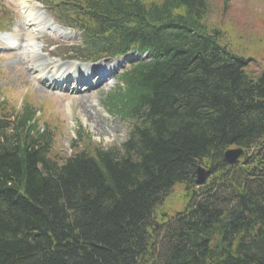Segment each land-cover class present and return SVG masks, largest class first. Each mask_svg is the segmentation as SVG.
<instances>
[{
    "label": "trees",
    "instance_id": "trees-1",
    "mask_svg": "<svg viewBox=\"0 0 264 264\" xmlns=\"http://www.w3.org/2000/svg\"><path fill=\"white\" fill-rule=\"evenodd\" d=\"M122 2H98L95 35ZM130 7L122 48L149 45L157 57L126 72L125 90L111 97L131 122L122 147L82 142L52 159V133L27 131L33 111L0 112V264H264V164L222 159L231 145L261 142L264 78L253 84L243 60L217 45L203 23L207 0ZM203 162L217 176L196 187ZM179 183L189 189L185 209L156 228Z\"/></svg>",
    "mask_w": 264,
    "mask_h": 264
},
{
    "label": "rangeland",
    "instance_id": "rangeland-1",
    "mask_svg": "<svg viewBox=\"0 0 264 264\" xmlns=\"http://www.w3.org/2000/svg\"><path fill=\"white\" fill-rule=\"evenodd\" d=\"M3 1L10 6L9 13H13L12 16L18 19V5L16 2L14 0H0V4ZM26 1L29 5H32V1L34 0ZM209 1L212 3L210 21L223 31L222 42L227 44L229 50H233L239 56L251 54L264 57L263 34L257 30L260 29L262 24L264 26V0H241L234 2L225 13L219 0ZM44 41L47 42L45 39ZM61 43L62 45L55 47L56 49L54 50L57 56L64 57L68 53L76 55L73 48L69 46L70 42ZM51 48L53 47L51 46ZM45 61L47 60L45 59ZM19 67L20 65L15 57L12 59L0 57V89L9 94L14 104L20 106L26 102L34 103L38 106L39 110L44 111L45 116L49 118L48 121L56 119V124L63 128V133L57 136L56 147H62L63 151L56 150L55 152H70V139L74 134L77 122L82 123L86 129L90 130L94 135V140L105 147L120 145L125 140L129 129L128 123L120 117L108 116L105 113L100 106L102 99L100 93L97 94V91L96 95L86 91L79 93H57L56 91L46 89L44 86H40L41 83L33 84L27 79L30 72L23 66L21 67L22 71H20ZM50 77L48 75L49 79ZM26 84L29 89L27 91ZM101 91L104 90L102 89ZM86 95L87 99H85ZM85 100L87 104H93V106L88 107V110L99 113L100 117L97 118L99 126L95 124L97 123L96 121L94 123L81 114V102ZM182 191V189H177L172 193L168 200L170 208L166 204L164 206L165 211H171V214H173L182 208Z\"/></svg>",
    "mask_w": 264,
    "mask_h": 264
},
{
    "label": "bare ground",
    "instance_id": "bare-ground-1",
    "mask_svg": "<svg viewBox=\"0 0 264 264\" xmlns=\"http://www.w3.org/2000/svg\"><path fill=\"white\" fill-rule=\"evenodd\" d=\"M40 16V15H39ZM51 20V19H50ZM50 24H52V25H54L55 27H56V25H55V23L53 22V21H50ZM56 29L57 30H60V28H57L56 27ZM27 44H26V46H25V50H24V48H23V46L21 47V55H22V57H24V59L26 60V62L28 63L29 62V59L31 60V61H35L36 59H37V57L36 56H34L35 57V59H33L32 58V55H33V53L35 52L34 51V45H35V35L31 32L30 34H27ZM12 43H14L15 42V40H12L11 41ZM23 42H25V40L23 41ZM28 48H29V51H27L28 50ZM64 65L65 64H62L60 67L58 66L57 67V69L59 68V70H61L63 67H64ZM70 69L71 68H67V69H65L66 70V72L65 71H63L64 73H67V74H70ZM74 70V69H73ZM75 70H77V67L75 68ZM98 70V69H97ZM96 69H92L90 72H86V73H84V75H83V77L84 78H88V77H93V78H95V76H99V80H98V82L99 83H101L102 81H105V79H103L105 76H103L102 74H100V72H98ZM69 75L68 76H63V77H61V80L63 81V82H70V81H72V80H76L77 78L75 77H73L72 79H69ZM103 84V83H102ZM51 86H57V84H51ZM81 107H82V112H83V114H84V116H87L90 120H95L94 118V114L92 113V112H90V111H87V106H86V104L85 103H83L82 105H81ZM97 122V121H96ZM97 124H99L98 122H97Z\"/></svg>",
    "mask_w": 264,
    "mask_h": 264
},
{
    "label": "water",
    "instance_id": "water-1",
    "mask_svg": "<svg viewBox=\"0 0 264 264\" xmlns=\"http://www.w3.org/2000/svg\"><path fill=\"white\" fill-rule=\"evenodd\" d=\"M239 154H241V150L229 151L226 153V159L230 162H234ZM203 175H204V170L203 169L199 170L198 182L203 181Z\"/></svg>",
    "mask_w": 264,
    "mask_h": 264
}]
</instances>
